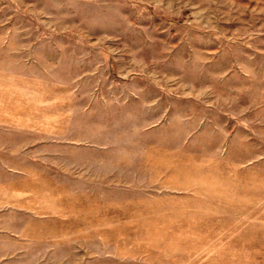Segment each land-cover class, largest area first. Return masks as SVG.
I'll list each match as a JSON object with an SVG mask.
<instances>
[{
	"label": "rangeland",
	"instance_id": "1",
	"mask_svg": "<svg viewBox=\"0 0 264 264\" xmlns=\"http://www.w3.org/2000/svg\"><path fill=\"white\" fill-rule=\"evenodd\" d=\"M0 264H264V0H0Z\"/></svg>",
	"mask_w": 264,
	"mask_h": 264
}]
</instances>
